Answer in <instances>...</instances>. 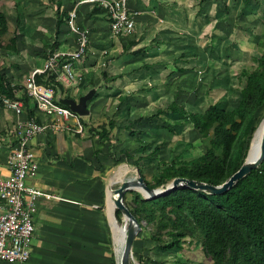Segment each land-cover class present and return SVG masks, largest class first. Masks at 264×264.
<instances>
[{
  "label": "crops",
  "instance_id": "1",
  "mask_svg": "<svg viewBox=\"0 0 264 264\" xmlns=\"http://www.w3.org/2000/svg\"><path fill=\"white\" fill-rule=\"evenodd\" d=\"M10 1L0 2L5 16L3 5ZM81 1L59 0L57 15V6L51 0H28L29 8L24 0H12V7L19 9L10 12L15 26L8 25L7 33L1 37L6 44L15 38L14 49L0 50L2 73L13 87L23 88L33 70L43 69L50 46L55 45L54 52L74 51L76 36L69 32L66 23L67 15L76 11L77 26L88 33V52L74 63L76 80L60 83L63 89L56 98L78 100L95 90L87 103L86 119L74 116L61 120L58 130H48L29 141L37 171L26 179V184L60 200H39L34 217L35 243L29 260L23 264H118L111 222L115 210L112 215L108 211V201L112 199L108 191L112 193L111 186L121 184L125 175L118 174L124 166L117 167L128 163L123 159L115 163L119 151L130 150L134 159L145 157V153H139V143L150 145L149 135L159 138L161 122L182 120L170 112L158 114L173 102L185 110L203 112L207 108L203 106L207 83H214L211 88L216 91L221 90V84L226 85L225 79L221 81V64L233 58V52L227 53L236 46L229 35L249 17L253 18L250 34L262 21V0H128L135 26L129 35L114 36L106 13L87 4L78 5ZM62 11L67 15L59 23ZM207 29L211 30L210 39L203 40ZM252 35L255 36L251 43L257 44L260 37H255L259 34ZM226 48L230 49L224 55ZM103 73L107 78L121 77L114 83L107 82ZM229 92L230 89L225 90V94ZM239 98H234L233 104L231 96L211 104L227 111L238 104ZM33 114L38 123H53L34 105ZM26 120L24 106L20 115L0 106V173L4 176L8 175V150L15 145L13 132L17 124ZM109 120L115 129L110 141L102 146L97 138H90L89 129ZM130 122H136L135 136L118 130ZM77 124L82 127L81 135L75 132ZM146 161L142 160L140 167ZM145 237L138 240L136 252L150 258V252L158 250Z\"/></svg>",
  "mask_w": 264,
  "mask_h": 264
},
{
  "label": "trees",
  "instance_id": "2",
  "mask_svg": "<svg viewBox=\"0 0 264 264\" xmlns=\"http://www.w3.org/2000/svg\"><path fill=\"white\" fill-rule=\"evenodd\" d=\"M51 1L56 4L58 15L60 2ZM95 10L106 13L101 8L96 7ZM66 15V12H61L58 16L59 23L63 22ZM7 31L8 21L0 10V50L15 48V38L10 39L8 44L1 39ZM255 46L259 49L258 56L253 58L255 66L251 70H241L239 77L243 80V85L239 91L238 104L233 109L226 111L217 104H211L203 112L197 113L187 111L173 102L165 112L158 113L170 112L182 117L178 122H161V129L170 135L175 134V127L189 126L200 139H207L208 144L201 155L190 160L174 158L167 162L163 158L159 159L165 141L151 149L149 144L140 142L139 149L150 155L134 159L130 150H121L115 163L123 159L134 166L144 184L151 190L165 189L177 178L211 186L226 182L244 163L256 130L253 122L258 112L264 108V32ZM55 48V45L50 46L46 59L54 53ZM1 66L0 59V106L3 107V97L20 100L28 119H34L35 102L27 96L24 87L16 89L10 84L2 73ZM102 76L103 80L112 83L121 77L107 78L105 73ZM35 81L38 85L51 89L56 103L61 105L56 94L63 88L52 72L48 70L36 74ZM134 125L136 122H130L118 130H127L130 136H135L137 131L134 130ZM114 129V122L109 120L97 128L89 129V135L90 138H97L103 146L110 141ZM145 159H158L160 167L150 180L144 177L140 167V162ZM122 203L135 217L141 229L132 246V255L138 258V264H156L152 259L144 258L136 252L139 247L137 245L140 244L138 240L145 232L147 239L163 253L170 250L181 251L185 244L195 241L211 264H264V159L256 169L237 180L222 194L211 195L203 191L178 189L157 199L146 200L139 192L128 191L123 195ZM114 213L117 222H121V212L115 210Z\"/></svg>",
  "mask_w": 264,
  "mask_h": 264
},
{
  "label": "built area",
  "instance_id": "3",
  "mask_svg": "<svg viewBox=\"0 0 264 264\" xmlns=\"http://www.w3.org/2000/svg\"><path fill=\"white\" fill-rule=\"evenodd\" d=\"M128 0H83L78 5L87 4L91 7L106 11L110 21V31L114 36L129 35L135 26L133 15L127 8ZM77 13L73 11L67 19V28L76 36L74 51L57 52L48 55L43 69L33 70L24 82V89L28 97L35 102V110L53 119L51 124L37 123L28 119L25 123L17 124L13 135L15 145L7 153L6 166L8 175L0 173V262L26 263L31 256L34 238V217L38 211L39 200H60L47 194L37 187L26 184V179L36 174L37 163L29 141L35 136L48 130H58L61 120H69L74 116L68 107L59 105L55 101L51 89L38 85L36 74L46 71L52 72L59 83H69L76 80L74 63L87 56L88 33L76 24ZM3 107L15 115L22 114L23 103L20 100L1 98ZM75 132L82 134L80 124Z\"/></svg>",
  "mask_w": 264,
  "mask_h": 264
},
{
  "label": "rangeland",
  "instance_id": "4",
  "mask_svg": "<svg viewBox=\"0 0 264 264\" xmlns=\"http://www.w3.org/2000/svg\"><path fill=\"white\" fill-rule=\"evenodd\" d=\"M7 1V0H6ZM12 1V0H11ZM9 2L7 5H3L4 10H7V21L8 25H14V20L11 19L10 12L13 13L14 11H18L19 9L12 7V2ZM16 1V0H15ZM26 8H29V2L28 0H24ZM264 0H262L261 3V12L259 13L260 19L262 21L259 23V25L255 28V32L252 34H259L255 37V40L260 37V34L264 32ZM31 3V2H30ZM20 4V3H19ZM34 4V3H33ZM3 9V8H2ZM248 20V21H247ZM253 20L252 17H249L246 19V21L238 23L235 26V30L232 34H230V42L233 44H236V48L233 47V50L229 51L227 54H231L233 52V58L229 61H226V63L221 64V81L223 82V79H225L226 85L221 84V90H213L211 88V85H214V83H207L206 85V94H203L205 98V106L211 105L213 101H216L220 98H226L231 96V104L234 102V98L239 97V91L243 85V80H241V77H239L241 70H251L255 66V62L253 61L254 57L258 56L259 49L257 48L256 43H251V40L255 35L250 34L248 31H250L251 28V21ZM10 26V27H13ZM205 33L202 34L203 40L210 39L209 36L211 35V30L207 29L204 31ZM51 33V32H50ZM53 34V33H52ZM223 35V34H222ZM47 38V36H46ZM215 39V38H214ZM6 40V39H5ZM259 40V39H258ZM36 42V41H35ZM226 46V44H225ZM230 49V48H229ZM228 49V50H229ZM227 48L225 49L228 51ZM224 51V50H223ZM242 52V53H241ZM1 55V51H0ZM2 56V55H1ZM223 57V56H222ZM225 58V57H224ZM224 62V61H222ZM209 88V89H208ZM230 89V92L228 94H225V90ZM225 96V97H224ZM224 100H221V103H223ZM203 108V109H204ZM90 110V106L88 107ZM188 111V110H187ZM94 116V113L92 112L91 118ZM264 118V108H262L258 114L256 115V118L253 122V126L257 127L261 124L262 120ZM83 119H86L83 117ZM160 122H158V125ZM162 124V123H161ZM175 134L170 135L168 132L160 129L159 134L160 137L158 138V135H149V142L150 149L153 148L155 144H153V141H157V145L161 144L163 141L166 142V144L162 145L161 148V157L165 160H168L167 162L172 161L174 158H179L180 160H190L191 158L197 157L203 153L205 150L208 140L207 139H200L198 135H196L189 126H183V127H175ZM158 132V131H157ZM147 140V139H146ZM148 142V141H147ZM135 144V143H133ZM139 151V150H138ZM143 153V152H139ZM145 156L150 155L149 153H145ZM157 158V157H156ZM158 159L146 161L144 165L142 164L141 167L143 169V175L147 180L151 179L152 175H156L159 166L157 164ZM124 166L123 168H128V171L121 177L123 180H132L139 176L137 174L134 167L126 164L123 162L121 165H119L117 168ZM117 168H115L112 173H116ZM110 174V177L112 178L114 174ZM120 186V182H117L116 184H113L111 186V190L117 189ZM130 199V198H129ZM114 219L116 220L115 216ZM112 222V220H111ZM117 222V220H116ZM121 222H117V226L121 227ZM113 230V228H112ZM144 237L147 236L146 232L143 235ZM146 238V237H145ZM35 243V239L32 241V246ZM114 243V242H113ZM115 245V244H113ZM116 245L114 246L115 249ZM133 252V251H132ZM150 258H152L156 264H211V261L208 257L205 256L203 251L200 248V245H198L195 241H190L187 244H185L182 248V250H170L168 252H160V251H154L150 252ZM177 253V254H176ZM116 259L119 260V256L116 253ZM143 254V253H142ZM138 255H140L138 253ZM137 256V254H136ZM148 258V257H144ZM149 259V258H148ZM119 262V261H118ZM138 258H134L132 256L131 264H138Z\"/></svg>",
  "mask_w": 264,
  "mask_h": 264
},
{
  "label": "water",
  "instance_id": "5",
  "mask_svg": "<svg viewBox=\"0 0 264 264\" xmlns=\"http://www.w3.org/2000/svg\"><path fill=\"white\" fill-rule=\"evenodd\" d=\"M95 90H90L85 95L78 98V100H73L70 98L58 99V102L68 107L73 113L77 114L79 117H85L89 115L87 110V103L93 98ZM262 124V135L259 143L258 155L256 157L250 158L249 153L251 150V144L255 135L250 142V146L242 166L237 170L226 182L219 186H211L205 183L189 181L186 179L177 178L174 179L165 189H149L143 182V179L138 176L132 180H124L121 182L120 186L117 189L112 191V201L114 203V210H119L122 214V223L121 227L124 229V238L121 246V251L119 255L118 264H130L132 259V246L135 241L138 233L140 232V226L136 221L135 217L127 210V208L122 203L123 195L128 191H137L139 192L144 199L151 200L157 199L163 195H166L169 192L178 190V189H189L193 191H203L207 194L216 195L222 194L233 186V184L246 176L252 170L256 169L264 159V118L261 122ZM116 224V220L114 219Z\"/></svg>",
  "mask_w": 264,
  "mask_h": 264
},
{
  "label": "bare ground",
  "instance_id": "6",
  "mask_svg": "<svg viewBox=\"0 0 264 264\" xmlns=\"http://www.w3.org/2000/svg\"><path fill=\"white\" fill-rule=\"evenodd\" d=\"M261 135H262V124H260L257 127V129H256V132H255L252 144H251V150H250V153H249V157L250 158L256 157L258 155L259 143H260ZM127 171H128V168H123V170H120L118 172V174L119 173L125 174ZM109 194H112V193L110 191H108V195ZM112 200L113 199H110L108 201V211H109V213L111 215L113 214V210H114V203H113ZM114 215H115V213H114ZM112 228H113V239H114V242L117 245V254L119 256L120 255V251H121V246H122V243H123L125 228L123 229L122 227H118L117 224L114 223L113 219H112Z\"/></svg>",
  "mask_w": 264,
  "mask_h": 264
}]
</instances>
